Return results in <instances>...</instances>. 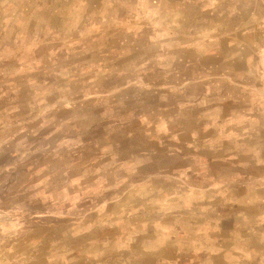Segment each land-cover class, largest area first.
Returning a JSON list of instances; mask_svg holds the SVG:
<instances>
[{"label": "rangeland", "instance_id": "1", "mask_svg": "<svg viewBox=\"0 0 264 264\" xmlns=\"http://www.w3.org/2000/svg\"><path fill=\"white\" fill-rule=\"evenodd\" d=\"M263 3L0 0V264H264Z\"/></svg>", "mask_w": 264, "mask_h": 264}, {"label": "crops", "instance_id": "2", "mask_svg": "<svg viewBox=\"0 0 264 264\" xmlns=\"http://www.w3.org/2000/svg\"><path fill=\"white\" fill-rule=\"evenodd\" d=\"M263 1V0H262ZM260 3V2H259ZM263 6H264V3H263ZM233 9H234V6L230 5V3L228 4V10L227 12L230 14V15H233V16H236L237 18H240V17H243L244 20H242L241 22L244 23L245 21V16H243V14L241 12H234V14L232 13L233 12ZM260 18V22L259 24L262 22V36H264V10L262 12V16L259 17ZM263 42H264V39H263Z\"/></svg>", "mask_w": 264, "mask_h": 264}]
</instances>
